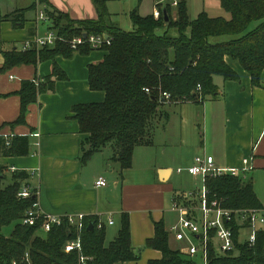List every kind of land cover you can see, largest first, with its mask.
<instances>
[{
	"label": "trees",
	"instance_id": "1",
	"mask_svg": "<svg viewBox=\"0 0 264 264\" xmlns=\"http://www.w3.org/2000/svg\"><path fill=\"white\" fill-rule=\"evenodd\" d=\"M46 2L45 0H40ZM230 13V18L213 17L201 12L191 19L186 0H180L173 16L168 6V22L162 15L156 19L152 14L141 15L139 7L130 17L134 30L126 31L111 22L108 0H93L98 18L73 20L70 15L56 9L46 8L48 30L54 29L66 39L83 33H106L111 44L105 45L104 58L89 65V84L92 90L105 92V100L74 105L73 117L79 122L85 137L82 144V163L96 151L112 147V159L121 164L122 170L133 166L137 146L153 145L155 122L167 119L164 106L184 101L203 102L218 96L219 87L214 77L240 80L239 73L231 63L240 64L252 78L253 85L260 86L264 74V0H220ZM140 2V0H139ZM6 18L24 23L20 11ZM257 25L253 28V23ZM162 30V33L159 31ZM174 30L175 34H171ZM230 36L226 40L211 38ZM96 49L90 44L73 50L68 43L53 47L17 49L4 52L5 65L38 64L52 60V74L44 81L26 80L20 91L21 113L17 122H24L28 105L38 101L40 94L54 90L56 80L66 79L65 71L57 65V56L71 58L76 52L90 54ZM3 67V68H4ZM201 87L199 90L198 87ZM149 88V91H146ZM170 97H166L164 93ZM30 139L15 135L10 145L0 139V154L22 156L30 152ZM0 264H82L81 256L90 257L89 264H138L141 254L134 249L131 218L128 212L121 214V226L113 241L106 244L107 231L96 216H86L81 231L82 250L66 251L68 240L76 235L68 222L44 232L40 224L24 225L21 219L36 197L18 196L22 182L29 174L19 171L10 183L4 184V168L0 166ZM210 198L222 206L233 209L262 208V203L252 182L241 175H223L206 180ZM93 230H89L90 223ZM14 223L10 236L2 228ZM155 234L146 240V248L161 251L160 259H149L148 264H264V230L257 233L254 245L240 240L244 225L235 224L236 249L220 254L211 242L208 261L191 257L180 249L170 246L171 235L163 220L157 221ZM200 258L197 259V258Z\"/></svg>",
	"mask_w": 264,
	"mask_h": 264
},
{
	"label": "crops",
	"instance_id": "2",
	"mask_svg": "<svg viewBox=\"0 0 264 264\" xmlns=\"http://www.w3.org/2000/svg\"><path fill=\"white\" fill-rule=\"evenodd\" d=\"M45 1L0 0V139L6 141V137L25 135L31 144L27 155L0 154V166L12 174L15 172L10 167L29 174L23 183L37 192L44 212L96 216L106 231L109 226L116 225V219L113 224L108 222L110 216L117 215L121 226V214L128 212L133 245L145 244L155 234V222L163 220L169 230L178 220L179 213L172 206L185 188H176L172 182L176 164L177 170L186 168L195 156L208 154L214 156L221 167L242 168L244 159H249L253 169L245 171V177L257 169L264 172V74L261 85H253L251 75L237 63L231 65L239 73L240 80L215 76L218 96L200 102L204 109L197 117L205 128L203 148L185 143L184 128L180 136L176 133L174 137L176 145L184 149L175 153L180 160L168 158L164 151L153 160L149 148L155 141L153 145L135 148L131 168L138 167L139 163L146 164L149 177H143L144 182L127 181L124 172L132 169L122 170L121 164L111 158L113 151L110 149L96 151L87 163H82L80 158L85 134L73 117L72 108L77 104L105 100V92L92 90L89 84V65L104 58L106 52L103 50H94L90 54L76 52L71 58L57 56V65L65 71L67 78L56 80L54 90L40 94L38 101L28 105L25 121L17 122L21 113L18 92L23 82L44 81L54 68L52 60L4 67V52L22 51L26 41L48 31L45 23L37 19L38 6L62 11L73 20L98 18L93 0ZM15 11L23 14L24 23L6 18ZM140 14L145 16L152 11ZM169 145L168 142L161 144L163 149ZM185 152L189 155L187 159ZM100 177L106 179L107 185H97ZM249 178L264 208L260 189L255 187L253 176ZM144 253L148 260L162 256L159 250L152 248L145 249Z\"/></svg>",
	"mask_w": 264,
	"mask_h": 264
},
{
	"label": "built area",
	"instance_id": "3",
	"mask_svg": "<svg viewBox=\"0 0 264 264\" xmlns=\"http://www.w3.org/2000/svg\"><path fill=\"white\" fill-rule=\"evenodd\" d=\"M180 0H158L152 11V15L159 19L162 15L164 6L176 8ZM37 19L42 22L48 21L46 7L38 6ZM86 34V35H85ZM103 34L83 33L73 39H66L56 30H48L44 35L36 34L31 40L26 41L23 46L24 51L33 48L53 47L58 43H68L73 50H78L80 46L90 44L92 48L98 50L105 45L111 44L110 38ZM200 90L201 87L199 86ZM149 91V88H146ZM166 97H170L168 93H164ZM38 135V134H36ZM7 145H10V137H6ZM253 169L249 159H244L241 167H221L217 164L216 159L212 155H197L193 163L186 168H178V173L187 171L196 179L201 180L202 187L191 190L184 195H179L173 202V209L179 213L178 220L169 229L170 235L178 241L185 242L186 246L180 249L191 257L200 256L204 263L208 261L209 245L212 242L215 249L222 253H230L236 249L234 240L235 224L250 226L252 232L247 242L254 245L257 241V233L264 230V208H246L233 209L222 206L217 199L210 198V190L206 185L208 178L221 177L223 175H241L245 177V171ZM10 170L17 173L16 167H10ZM98 186L107 185L106 179L100 177L97 180ZM37 192L27 183H23L18 192V196L22 198L36 197L32 207L27 210L21 223L24 225L40 224L44 232L50 231L55 226H61L64 222H68L76 230L74 238L67 241L65 245L66 251L82 250L81 231L84 228V219L86 214H52L46 213L41 209L40 202L37 199ZM108 222L114 223L112 217ZM103 223L100 221L99 227ZM90 257L81 256L82 264H89ZM16 264V263H15Z\"/></svg>",
	"mask_w": 264,
	"mask_h": 264
},
{
	"label": "rangeland",
	"instance_id": "4",
	"mask_svg": "<svg viewBox=\"0 0 264 264\" xmlns=\"http://www.w3.org/2000/svg\"><path fill=\"white\" fill-rule=\"evenodd\" d=\"M157 1L158 0L156 1L142 0L140 4L139 0H109L108 2L109 9L112 13H114L111 14L110 20L111 22H113L123 30L132 31L134 30V26L130 17L131 11L136 7H139V11L141 13L153 11ZM186 2L191 19H195L203 11L207 12L210 16L213 17L223 16L225 18H230V13L227 10H225L220 0H186ZM172 14L174 17H176L175 8H173ZM256 25L257 22L253 23L251 28L255 27ZM160 32L162 33V30H160L159 33ZM170 33L173 35L175 34L174 30H170ZM229 38L230 36H223L219 38H211V41L226 40ZM203 109H204L203 103H197L192 101H184L177 104L172 103L165 105L164 111H166L167 119L161 117L158 118L157 121L155 122V130L153 135L155 145L149 148L150 157L153 160H156V157L159 156L161 151H164V153L166 154L165 156H167L168 158L176 157L177 159L180 160L179 157L175 156V153L183 151L184 149L182 150L180 149V147L176 145V142L174 141V137L176 133L178 134V136H180V133L183 128H184L185 143L194 144L199 148H203V141L205 139V131H204L205 128L203 121L202 120L199 121V118L197 117L198 114L199 115L201 114ZM183 116H185V118H183ZM164 142H168L170 144L165 149H163L164 146H161V144H164ZM107 149H110L112 151V147L108 146ZM184 156L187 159L189 155L187 153ZM138 162H140V160ZM137 165L138 167L130 168L132 170H128V171L126 170L124 172V176L126 177L127 181L144 182L142 178L149 177V174L147 173V167H145L146 164L143 163L142 165L141 163H139ZM176 171H177V164L175 166V173L172 178V182L176 184L175 185L176 188H180L181 186L185 188V190L180 192L179 195L182 196L191 190H195L197 188L202 187L201 180L199 179L196 180L189 174L187 173L185 174V172L178 174ZM252 173L253 172L249 173L247 177H244V180L246 182L252 181L249 178L252 175L254 178L253 180L255 187L260 189V194H262L264 198V172L263 170L257 169L254 172V174ZM4 175L5 176L3 179V183L6 185L12 181L13 174L10 171L4 170ZM119 179L122 180L121 178ZM112 218L116 219V225L112 228L111 226L108 227L106 244H109L111 241L115 239L118 230L120 228L119 217L117 215H113ZM13 229H14V223L3 227L2 233L5 234L6 236H10ZM251 232H252V228L250 226H243L240 232V240L246 242L249 239ZM170 246L173 249H183L186 246V243L176 240L172 235L170 239ZM134 249L137 253L141 254V258L138 264H148V257L144 253L145 249H147L146 245L135 244ZM219 253L223 254L222 252ZM197 259L200 260L199 257Z\"/></svg>",
	"mask_w": 264,
	"mask_h": 264
},
{
	"label": "water",
	"instance_id": "5",
	"mask_svg": "<svg viewBox=\"0 0 264 264\" xmlns=\"http://www.w3.org/2000/svg\"><path fill=\"white\" fill-rule=\"evenodd\" d=\"M162 10H163V14H164V19H165L166 22H168L170 20V17H169L168 11H167V7L164 6L162 8ZM106 37L108 38V35H106ZM0 177H3L2 173H0ZM93 228H94V223L91 222L90 225H89V230H93Z\"/></svg>",
	"mask_w": 264,
	"mask_h": 264
}]
</instances>
